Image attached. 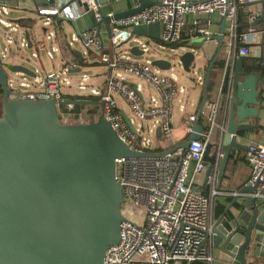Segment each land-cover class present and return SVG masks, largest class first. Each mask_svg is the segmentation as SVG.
Instances as JSON below:
<instances>
[{
	"label": "water",
	"instance_id": "water-1",
	"mask_svg": "<svg viewBox=\"0 0 264 264\" xmlns=\"http://www.w3.org/2000/svg\"><path fill=\"white\" fill-rule=\"evenodd\" d=\"M8 1L20 0H0ZM100 1L102 4L104 0ZM159 2L140 0L139 7L103 15L96 26L100 32L104 23L111 36L112 21ZM226 28L224 16L220 32L210 37L218 41V46L205 76L207 86L210 74L217 70L225 103L218 140L207 146V151L213 152V161L207 167L206 181L216 171L218 185L230 159L235 162L240 151L248 149L239 143V138L243 131L254 128L248 119H258L260 86L264 81L259 72L244 66L242 57L215 64ZM133 32L142 36L148 47L146 51L137 45L130 47L127 51L133 56L150 53L151 42L170 50L169 55L150 58L156 68L171 71L177 61L185 72L195 76L199 68H204L203 41L186 40L166 47L157 41L161 35L158 22L135 26ZM25 35L31 47L29 32ZM18 58L28 60L23 54ZM14 60L12 53H0V264H105L108 248L121 239L120 227L125 218L117 160L149 154L132 150L104 117L103 109L97 119L66 123L59 117L55 100L11 98L9 82L20 80L14 74L37 75ZM206 98L207 95L204 102ZM62 104L104 108L103 101L86 98L67 99ZM122 113L134 130L130 117ZM194 130L184 146L200 138V119ZM156 134L160 136V128ZM257 192L258 187L247 183L241 194L250 196L238 205L232 202L228 207L235 209L231 217H222L215 223L213 249L225 264H264V191L262 196H254Z\"/></svg>",
	"mask_w": 264,
	"mask_h": 264
},
{
	"label": "built area",
	"instance_id": "built-area-1",
	"mask_svg": "<svg viewBox=\"0 0 264 264\" xmlns=\"http://www.w3.org/2000/svg\"><path fill=\"white\" fill-rule=\"evenodd\" d=\"M72 1L57 0L51 8H38L37 12L40 16L75 19L80 14L73 11ZM76 2L80 10L93 12L96 24L102 19L99 0ZM139 6L140 0H133V8ZM241 6H256L264 13V0H160L136 14L113 21L110 51H107L96 25L80 33L85 47L95 55L96 60L106 64L107 69L102 89L92 88L88 96L81 98L95 97L103 101V115L121 139L132 150L149 154L117 160V179L123 187L122 213L125 218L120 227L121 239L108 248L105 264H192L196 261L213 264L211 239L216 222L212 217V207L221 192L213 188L210 195L204 194L196 185V178L206 169L205 155L216 125L219 104L207 102L198 114L184 112L182 120L188 137L183 141L177 140L173 106L179 88L174 76L156 68L149 59L131 60L127 50L119 54L116 49L134 42L144 51L148 50L143 37L135 34L133 29L156 22L161 24L159 41L164 46L178 44L182 41L189 15L193 16L194 32L209 37L210 15L219 12L226 17L228 24V48L231 52L228 59L246 56L252 46L264 44V28L256 26L259 13L251 9L248 12V30L239 33ZM7 10L8 6L0 2V23L10 26L12 24L2 16L7 14ZM7 29L16 31L18 28ZM7 41L14 43L12 38ZM22 46H26L25 40ZM66 72L48 73L41 83L42 87L36 90H30L26 81L11 80L9 95L14 99L55 100L61 121L68 123L74 105L62 104L67 100L64 89L71 86ZM125 74L143 78L158 96H146L143 87L139 84L132 86ZM88 79L84 74L78 86L80 90L88 88ZM114 93L129 105L134 130L125 121ZM134 118L139 121L138 125ZM199 119L203 127L200 138L184 146L195 132L194 126ZM158 128L159 137L156 134ZM153 137L158 141L154 148ZM246 161L250 167L248 183L258 187L254 196H262L264 144L251 142L246 151ZM137 215L142 220L136 219Z\"/></svg>",
	"mask_w": 264,
	"mask_h": 264
},
{
	"label": "crops",
	"instance_id": "crops-1",
	"mask_svg": "<svg viewBox=\"0 0 264 264\" xmlns=\"http://www.w3.org/2000/svg\"><path fill=\"white\" fill-rule=\"evenodd\" d=\"M56 1L57 0H39L37 3L34 0H20L19 2L16 1L4 2L8 6V10H7L8 12L6 15H2V16L12 25L5 26L0 23V35H2L4 39L5 37L7 39L9 38L14 39V43H16V48L21 52L19 54L13 52L11 46L14 43L9 44L6 39V44H8V46H6L5 53L3 54L5 55L8 53H12L13 57H15L14 62L16 64L26 65L37 74L35 77H29V76L27 77L23 73L14 74V76L20 78L23 81L28 82L29 83L28 87L30 90H36L42 87L41 83L48 73L45 74L43 67L42 69L39 67L34 69L33 67L26 64L25 60H19L18 56L20 54L25 55L22 52V49L27 48L33 50L32 57L34 59H39L40 61L42 57L41 54L42 51L45 52L47 58H49L52 62L56 59V53H57L58 55L57 58L60 62V66H59L60 69H58L59 72L67 70L66 75L80 74L81 80L83 75L85 74L89 77L87 83L90 81L91 78L87 73L84 72L82 73L84 68L95 66L97 64H102V62H97L95 55L89 52L88 49L87 52H84L78 46H76L77 42L80 43L82 42V44L84 45L80 33L96 25V20L93 12L80 10L79 3L76 2V0H73L71 3V7L73 11H75L76 13L79 12L80 14L75 19H67L58 16H40L38 14L37 12L38 8H51L56 3ZM100 2L101 1L99 0V3ZM100 5L103 15L109 16L112 13L115 14L117 12L126 11L132 8L133 0H104L102 4L100 3ZM244 8L247 12H249L251 9L254 11L255 10L258 11L259 16L258 19L256 20V26L258 28H264V13H262L260 9L258 10L256 6H251L247 8L245 6ZM209 19H210V24L208 26L210 30L209 37L199 35L194 32L195 26L193 24L192 15L187 16V22L182 32V41H186V40L203 41L206 50V55L202 61L203 62L202 65L204 67L203 72L201 73V75H199L198 79L194 81L193 85L187 86L185 88L183 85L177 83L179 91L174 100L173 120H174L175 136L179 141H183L185 138L188 137L186 127L182 120L184 112H187L189 114H195V113L198 114L202 109V107L207 102H217L220 107L218 117L216 120V125L214 126V130L212 133L211 143H214L218 140V133L219 130L221 129V125L223 122L222 119H223V111H224L225 103L220 93L219 77L216 74L217 70H215V72L213 71V73L210 74V78L207 86L205 83L207 67L214 58L218 46V41L211 39L210 37H214L220 32V24L222 23L223 16L219 12H214L213 14L210 15ZM245 24L246 26L248 25L247 23ZM111 25L113 26V21ZM13 26H15L18 29L16 31H11L7 29V28H12ZM27 31L29 32L31 47L29 46L26 39L25 32ZM41 31L43 34L42 38L40 34ZM100 34H101V38L103 39L106 45L107 51L112 50L110 35L108 34L107 27L104 23H102ZM23 40L26 41V46H22ZM229 40L230 37L226 28L223 47L215 64H218V62H220L221 60L227 59L229 55L231 56L230 49L228 48ZM50 41L53 42V46H51V49L49 48ZM132 46H136V45L133 44ZM172 46L169 45L166 47H172ZM25 56L28 58L27 55ZM241 57L243 59V64L245 67H247L250 70H255L259 72L261 77L264 79V44L252 46L250 54L246 56H238L237 58H241ZM56 71L57 70H54L52 72H56ZM171 75H173L177 81V77L173 73H171ZM126 76L136 77L130 74H125V77ZM126 80L134 87L137 84H139L128 80L127 77ZM211 80L212 83L214 82V84L213 87L209 90L208 85ZM105 81L106 79L102 83L101 89L104 86ZM139 85L143 87L142 84ZM143 91L145 93L144 89ZM155 93L156 96H158L156 91ZM149 94L151 96H154L152 93H147V94L145 93L146 96L147 95L149 96ZM205 95H207V98L206 101L204 102ZM79 97H85V96H79ZM120 98L121 100L123 99L122 97ZM0 100L2 103L3 102L2 96H0ZM259 100H260V105L258 107L259 108L258 119H255L254 117L248 119L250 122H252L254 128L251 130H245L240 134L242 135V137L239 138V143H241L246 147L251 142L264 144V81L260 86ZM98 106L100 107V110L102 112L103 107L101 105ZM120 107L122 111L126 112L125 108L122 105ZM86 112L87 111H84L83 114L81 115L82 117L80 118V122H84L86 119L90 118L86 115ZM99 114L100 112H96L95 114L96 119L100 116ZM71 115L72 114H70L69 116V120ZM246 151H247L246 148L241 150L235 162H233V160L230 159L227 166V171L220 185H218L217 182L216 171L210 177V179L206 181L207 167L213 161V152L206 151V155H205L206 169L204 170L203 173L197 176L196 185L206 195H210L213 188L221 192L217 194L212 207V217L215 222H217L222 217L224 218L231 217L232 212H235L234 208L228 209L229 205L232 202L235 201V204L238 205L242 203L247 197L250 196L246 194H241L242 188H244L247 185L250 177V167L246 161ZM211 252L214 256L213 264H225L224 262L219 260V253L217 252V250L213 249L212 239H211Z\"/></svg>",
	"mask_w": 264,
	"mask_h": 264
},
{
	"label": "rangeland",
	"instance_id": "rangeland-1",
	"mask_svg": "<svg viewBox=\"0 0 264 264\" xmlns=\"http://www.w3.org/2000/svg\"><path fill=\"white\" fill-rule=\"evenodd\" d=\"M6 31V30H5ZM41 38H42V31H41ZM9 36V35H8ZM6 37L4 39V37L2 35H0V53L1 55H4L3 53H5V49L6 46H8V44H6ZM135 44L134 42H130L128 44H125L124 46H122L121 48L116 49V52L119 54H123L124 51L129 50L130 47ZM136 45V44H135ZM51 46H53V42H49V48L51 49ZM76 46H78L81 50H83L84 52H87V48L82 44V42H77ZM12 50L13 52L16 53V43L12 44ZM151 48V52L142 56H132L131 54H128L131 58V60H138V61H145L147 59L150 60V58H155V57H159L162 55H169L171 54L169 49H162L159 46L156 45L155 42H151L150 45ZM32 51L31 49H22V52L28 56L29 60L26 61V64H28L29 66L33 67L34 69L36 68H41L43 67V70L46 73L52 72L54 70H57L56 72H59L58 69H60V62L57 58V53H56V59L52 62L49 58H47V56L45 55V52L42 51V57H41V61L39 59H34L32 57ZM97 62H100L99 60H97ZM173 70L172 71H165V74L171 75V73H173L176 77H177V83L183 85L185 88L187 86H191L194 84V81L198 79L199 75H201V73L203 72L202 67L199 68V72L197 74V76H195L192 72L190 73H186L183 71V69L181 68V65L179 63H177V61H174L173 63ZM106 64L102 63V64H97L95 66H90V67H85L84 70L82 71V73H87L90 76V81L87 83L88 88L86 90H80L78 88L79 83L81 81V76L80 74H67L69 79L71 80V86H67L65 87L64 91L69 93L72 96H88V94L90 93V90L96 89L98 91H100L102 83L104 82V80L106 79ZM40 75V73H39ZM11 77H14L13 75H11ZM128 78V80L133 81L135 83H139L143 85V89L145 90V93H152L154 96H156V93L154 91V89L148 85L143 78H138V77H132V76H126ZM15 85H17V87H19V83H16ZM114 98L117 100V103L119 104V106H123L128 114L129 117L133 118V114L129 108V106L126 104V102L122 101L119 94L114 93ZM121 104V105H120ZM89 107H85L84 111H87ZM98 112H101L100 107L96 106ZM2 112V103L0 100V115ZM135 124L138 125L139 121L137 119H135ZM140 133H143V130L140 129ZM153 148L156 147L157 144V140L155 137H153ZM139 212V210H138ZM138 220H142L140 218L139 215H137L135 217Z\"/></svg>",
	"mask_w": 264,
	"mask_h": 264
},
{
	"label": "trees",
	"instance_id": "trees-1",
	"mask_svg": "<svg viewBox=\"0 0 264 264\" xmlns=\"http://www.w3.org/2000/svg\"><path fill=\"white\" fill-rule=\"evenodd\" d=\"M238 21H239V28H238L239 33L246 32L248 30L249 23H248V12L245 10L244 6H241V8L239 9ZM245 23H247L248 25L246 26ZM213 84H214V82L212 83V80H211L209 82V85H208L209 90L213 87ZM2 94H3V90H2V87L0 86V96H2ZM65 98L66 99H77V98H81V97L72 96V95L67 94V95H65ZM86 99L98 100V98H95V97H88ZM96 106H98V105H75L73 108V111L71 113L72 115L70 117L69 122L70 123L80 122V115L83 114L85 107H89L87 112H86V115L90 118L86 119L84 122H88L90 120L96 119L95 114H96V112H98V111H96L97 110ZM100 114H102V112H100ZM193 264H209V263H207L205 261H196Z\"/></svg>",
	"mask_w": 264,
	"mask_h": 264
}]
</instances>
